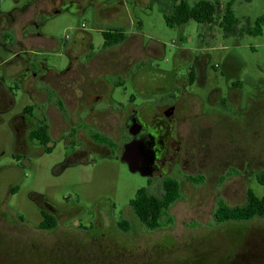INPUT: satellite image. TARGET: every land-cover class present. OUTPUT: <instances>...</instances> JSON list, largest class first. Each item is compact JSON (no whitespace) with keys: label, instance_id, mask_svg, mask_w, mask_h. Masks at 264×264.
Masks as SVG:
<instances>
[{"label":"rangeland","instance_id":"obj_1","mask_svg":"<svg viewBox=\"0 0 264 264\" xmlns=\"http://www.w3.org/2000/svg\"><path fill=\"white\" fill-rule=\"evenodd\" d=\"M179 1L136 6L134 25L119 28L133 37L108 53H103L101 32L108 28L95 25L90 8L80 15L57 14L41 32L58 48L44 47L36 54L53 73L70 78L71 88L61 77L52 78V86L62 97L70 96L72 105L84 95L78 87L91 83L92 77L107 87L80 107L121 111L133 106L152 116L156 107L176 94L174 77L181 84L182 101L186 93L194 96L196 105H189L179 128L182 149L173 159L180 197L162 217L160 227L146 229L130 210L129 202L139 189L160 195L162 179L129 172L119 158L125 137L119 139V146L98 143L107 151L97 146L87 150L83 143L61 139L43 146L17 144L13 117L39 104L32 98V78L22 81L14 75L20 67L9 63L4 84L12 103L0 115V264H264V218L242 224H217L214 219L219 204L244 205L248 189L264 196V185L256 180L264 169V25L260 36L233 37H224L216 23L190 21L169 28L164 15L172 13ZM182 1L192 7L200 1L224 6L231 0ZM30 2L0 0V11L21 10ZM232 2L239 29L253 27L256 19L264 17V0ZM106 12L107 5H101L97 19ZM16 33L20 36L19 30ZM181 50L187 51L182 58L177 57ZM87 52L102 55L88 62ZM0 56L9 59L11 53L0 51ZM191 58L205 64L204 81L187 83ZM109 64L121 69L118 75L110 72ZM32 70L39 74L41 68L35 64ZM233 83H237L238 103V96L228 99ZM34 85L42 87L38 80ZM52 104L58 105L56 97ZM120 117L108 115L112 132L117 123L122 126ZM14 125H19L18 120ZM80 150L88 151L84 163L70 158ZM67 159L66 166L60 165ZM195 177L202 180H191ZM42 201L58 209L54 229L38 227L42 218L37 207ZM123 210L127 216L121 221Z\"/></svg>","mask_w":264,"mask_h":264},{"label":"flooded vegetation","instance_id":"obj_2","mask_svg":"<svg viewBox=\"0 0 264 264\" xmlns=\"http://www.w3.org/2000/svg\"><path fill=\"white\" fill-rule=\"evenodd\" d=\"M153 1L159 0H31V2L21 10L9 13L0 11V51H2V53H6L7 51L11 53V58L9 59H4L0 56V115L5 114L8 109H10L12 103L4 84L7 75V65L9 63L14 65V67H20L19 73H15L14 75L21 77L22 81L27 77L32 78L31 86L34 92L32 98L39 104L36 108L30 107V110H26L27 107H25L21 113L13 117L12 127L17 144H19L20 141L22 143L27 141L31 144L43 146L61 139L69 140L74 143H83L86 145L85 148L87 150L97 146L101 148V150L107 151L106 146L102 143H98L105 141V143L119 146V139L123 137L127 139L126 143L135 139L142 142L146 150L152 152V176L147 179L151 180L159 177L163 182L167 178L175 179V177H178L175 173V170L178 171V168L173 159L182 149L184 142L179 128L185 123L183 119L185 118L184 115L189 112V105H196V102L193 101L194 96L189 93H186L187 98H184L185 101H182V95L179 90L181 84L178 82L177 77H174L175 81L173 80L174 88L177 84V90H175L176 94L170 95L165 104L156 107L152 116H149L148 112L141 107L135 108L133 106H127L125 110L121 111L104 108L96 109L93 106L80 107L78 104L81 105L84 102L86 103L89 98L92 99L94 96L98 95V93L104 92V89L107 87L106 82H93V77L89 80L91 83L88 84L87 81L83 82L80 85L81 88H78L79 91L82 89L84 95H80L78 99L73 95L76 99V105H72L70 96L67 98L62 97L61 93L58 91L55 92V87L52 86L53 79L58 80L60 77L62 78L66 75L53 73V69L40 63L36 58V54L43 50L44 47L51 46L54 50L58 48L56 42L41 32L42 27L47 21L57 14L69 12L71 14L80 15L84 13L87 8H90L95 15V25L99 28H108L106 30L101 29V32L115 34L120 31L119 28H125L132 24L134 25L136 20L134 9L136 6H141L143 3L149 4ZM103 4L107 5L108 12L99 15L100 19L98 20L97 10H99ZM18 30L20 31V36H17L16 32ZM8 34L10 35L9 42L7 39ZM132 37V35L127 36L119 45L123 46L127 43V40ZM113 46V44H108L106 47L103 45V53H108ZM88 49L89 51L92 49L90 45ZM69 52H72V50L69 49ZM186 52V50L179 51L177 57L182 58ZM84 53H86V50ZM80 54L83 53H79V55ZM87 54L88 56L86 58L88 62L102 55L101 53H94L92 55V52H87ZM72 56V59H76L77 55ZM35 64H39L41 68L39 74H36L34 70H32ZM112 66L114 65L109 64L108 69L112 74L118 75L121 69L118 66L116 68ZM204 67L205 64L202 61L191 58L186 68L187 83L190 84L193 82L190 80L192 72L195 73L194 79L204 81ZM49 73H52V77L49 76ZM69 79L67 77V79L65 78L64 80L67 81L69 88H71L72 81L69 84ZM34 80H38L39 83L42 84V87L36 88ZM232 85L234 88L230 91L228 99L230 100L238 96V103L240 97L236 90V88H238L237 83H233ZM70 92H72V89L69 93ZM54 97L57 98L58 105L52 104V99H54ZM42 101L44 104L42 103L41 105L40 102ZM68 102L71 104H68ZM110 114L121 115L119 119L122 120V126L117 123L115 132L111 131V125L108 123L109 119L107 117ZM16 120H18L19 125H14ZM75 124H81L82 126L75 128ZM132 126H135V128L138 127L139 129L136 135H131L129 133ZM88 130L91 131V135L88 134ZM32 133H34L33 136L31 135ZM39 134L42 135L39 136ZM123 146L124 145H122L121 149L119 148V156L123 150ZM45 151L51 153L49 149H45ZM87 152L88 151H77L70 158L78 159V162L84 163L82 158ZM172 161L173 163L170 164ZM67 162L68 159L60 165L66 166ZM37 208L42 218L39 226L48 216L53 217L57 223V207L48 201H42ZM130 210L134 213L131 207ZM126 213L127 212L123 210L120 218L121 221L125 219V215L127 216Z\"/></svg>","mask_w":264,"mask_h":264},{"label":"trees","instance_id":"obj_3","mask_svg":"<svg viewBox=\"0 0 264 264\" xmlns=\"http://www.w3.org/2000/svg\"><path fill=\"white\" fill-rule=\"evenodd\" d=\"M232 4V1L224 6L218 2L200 1L189 7L187 3L181 0L175 5L172 13L164 15V20L169 28L194 21L205 25L216 23L224 37L242 36L243 34L260 36L264 25V17L256 19L253 27L247 25L246 28L239 29V22L232 10ZM102 36L105 47L108 44H119L127 38V35L121 31L115 34L102 33ZM194 77L195 73L192 72L190 80L193 81ZM26 110H30V107H27ZM31 135L33 136L34 133ZM41 135L39 134V136ZM191 180L201 181L202 179L195 177L191 178ZM256 180L260 185H264V170L257 175ZM17 190V187H15L13 192L15 193ZM179 197V182L175 179L167 178L161 183L160 195L150 194L147 189L141 188L137 191L134 199L130 200L129 206L133 209L140 223L146 229L153 231L160 227L162 217L167 215L170 206ZM255 218H264V196H256L251 189L247 191L244 205L230 208L224 204H219L214 214L215 223L217 224H242ZM56 224V220L48 216L40 224L39 228L51 230L55 228ZM120 226H122V223Z\"/></svg>","mask_w":264,"mask_h":264},{"label":"water","instance_id":"obj_4","mask_svg":"<svg viewBox=\"0 0 264 264\" xmlns=\"http://www.w3.org/2000/svg\"><path fill=\"white\" fill-rule=\"evenodd\" d=\"M138 130V127L132 126L129 133L136 135ZM119 158L121 162L126 164L129 172L138 173L144 178L152 176V152L146 150L142 142L133 139L124 144Z\"/></svg>","mask_w":264,"mask_h":264}]
</instances>
